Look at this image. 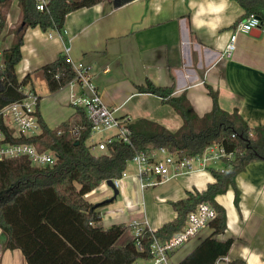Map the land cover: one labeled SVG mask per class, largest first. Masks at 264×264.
Returning <instances> with one entry per match:
<instances>
[{
  "label": "crops",
  "instance_id": "obj_1",
  "mask_svg": "<svg viewBox=\"0 0 264 264\" xmlns=\"http://www.w3.org/2000/svg\"><path fill=\"white\" fill-rule=\"evenodd\" d=\"M202 3L207 7L206 0H132L122 5L117 0H103L69 14L62 32L29 28L17 75L20 80L31 75L28 89L37 93L39 84L48 87L42 68L67 56L72 63L86 66L104 103L118 109V117L130 122L145 119L172 132L182 127V117L169 103L157 95L138 91V87L152 82L158 87H173V97L185 94L200 117L212 111L213 99L208 90L211 87L218 93L223 110L238 112L252 129L264 127V30L258 36L256 31L239 33L236 50L231 57H224V49L246 20V13L238 2L226 0L223 11L197 16ZM3 10L6 20L0 49L5 51L14 43L15 30L21 23L19 1L14 0ZM201 20H213L217 27H198ZM76 87L82 86L74 83L65 87L69 89L66 97L69 104L72 95H81L82 90L76 92ZM221 161L205 165L194 162L189 173L143 191V212L134 202V195L128 201L136 209L130 210L125 205L121 213L115 211V204L105 201L106 206L100 209L102 225L129 226L118 242L124 244L120 245L134 240L135 221L148 222L150 229L157 232L177 219L173 202L186 199L189 193L204 192L216 182L210 169H224L223 161L218 164ZM236 181L241 192L239 206L232 188L215 199L227 212V230L219 239L235 240L229 254L218 264H237L234 262L238 260L264 264V160L250 162ZM103 185L97 190H104ZM116 213L120 215L105 224L107 215ZM208 233L204 231L176 251L172 262L185 258L198 239ZM1 254L2 264H27L19 250H1ZM147 261L151 264V260Z\"/></svg>",
  "mask_w": 264,
  "mask_h": 264
},
{
  "label": "trees",
  "instance_id": "obj_2",
  "mask_svg": "<svg viewBox=\"0 0 264 264\" xmlns=\"http://www.w3.org/2000/svg\"><path fill=\"white\" fill-rule=\"evenodd\" d=\"M13 1L0 0V35L6 20L3 8ZM18 1L21 23L15 30L14 43L4 51L0 66V110L22 101L24 90L32 83L31 75L20 80L16 71L22 60L26 30L40 27L45 32H62L69 14L103 2L49 0L45 11H38V0ZM129 1L132 0H117V4ZM233 1L240 4L247 18L250 15L260 18L264 30V0ZM41 71L52 94L61 91L76 77L67 56L44 66ZM137 89L140 93L161 97L183 120L176 132L145 119L130 122L137 151L151 153L165 148L179 160H189L217 145L234 154L229 163L224 161L223 170L210 169L216 182L209 184L207 190L189 193L186 199L173 202L177 219L155 233L161 241L170 240L182 230L192 211L201 203H208L217 212L209 225V233L198 239L194 250L185 258L172 264H218L229 254L235 240L219 239L227 230V212L215 199L232 188L239 206L241 192L236 179L250 162L264 160V127L252 129L238 112L223 110L218 93L211 87L208 90L213 108L203 117L196 113L185 94L173 97V87H158L148 82ZM38 115L40 135L9 137V140L34 143L41 150H52L60 160L54 167H36L27 158L0 162V249L21 251L27 264H136L143 259L151 260L153 237L150 232L140 237V248L134 240L118 245L127 228L122 224L105 228L100 209L106 202L97 205L86 199L105 182L122 177L134 156L133 149L114 142L105 153L93 154L88 145L92 123L84 108L75 107L72 117L54 129L43 120L40 107ZM234 263L246 264L242 260Z\"/></svg>",
  "mask_w": 264,
  "mask_h": 264
},
{
  "label": "built area",
  "instance_id": "obj_3",
  "mask_svg": "<svg viewBox=\"0 0 264 264\" xmlns=\"http://www.w3.org/2000/svg\"><path fill=\"white\" fill-rule=\"evenodd\" d=\"M49 1L38 0L37 10L45 11ZM258 29H262V22L256 15H250L242 22L235 32L231 35L230 41L226 45L223 56L231 57L236 50L237 36L239 33L250 34ZM67 53L69 50L67 49ZM4 50L0 49V66ZM70 61V59H69ZM71 62V61H70ZM76 77L70 84L78 83L82 86L80 96L72 95L71 105L84 108L87 118L92 123V134H105L98 141H92L89 147L92 152L95 150L105 153L109 145L114 142H120L128 145L134 151L131 162L137 171V177L140 180L143 191L154 188L160 183L187 174L193 168L194 162H201L205 165L207 162L225 161L229 163L233 153H228L225 148L217 145L210 146L207 151L198 157L189 160H179L178 156L170 153L165 148H160L151 153L139 152L135 149L133 142V131L130 128V120L119 118L118 109L109 107L104 103L102 97L90 80L88 69L84 64L72 63ZM73 88V87H71ZM25 98L22 101L12 103L0 110V162L9 159L27 158L32 165L36 167H54L58 164L60 158L52 150H41L34 143L12 142L9 137L29 138L40 135L41 125L38 115L41 98L32 89L24 90ZM223 170V169H222ZM124 178H128L126 171L122 177L113 180L116 188L121 189L120 183ZM107 191L109 186L106 182L103 185ZM126 207L130 210L136 209L131 201H127ZM217 212L208 203H201L195 211H192L186 218L181 232L168 241H161L155 236V231L150 229L148 222L140 224L134 222L135 245L140 248L141 240L145 232H150L153 237L151 244V264H172L171 256L188 244L191 240L208 230L211 222L216 218ZM2 254L0 253V260ZM228 262V259H226Z\"/></svg>",
  "mask_w": 264,
  "mask_h": 264
},
{
  "label": "rangeland",
  "instance_id": "obj_4",
  "mask_svg": "<svg viewBox=\"0 0 264 264\" xmlns=\"http://www.w3.org/2000/svg\"><path fill=\"white\" fill-rule=\"evenodd\" d=\"M20 25V24H19ZM82 87H76V92L79 90L81 91ZM36 91L38 95L41 97L40 102V112L42 115L43 120L48 124L51 128H56L57 126L61 125L64 122H67L71 115L75 112V106L69 104L66 100L67 94L69 92L68 88H64V91H60L58 93L52 94L48 87H45L44 84H39L38 87H36ZM75 92V89H73ZM102 136H105V134L99 135L94 134L88 141V145L92 143V141H98ZM93 154L98 155L101 154L99 151L95 150ZM218 164L222 165L223 162H219ZM197 166V164H195ZM126 173L128 174V178H124L122 182L120 183V195L116 201H114L111 204H115L116 212H122V208L125 209V205L127 204V201L129 200V197H135V203L138 207L141 208V211L143 212L144 209V203H143V190L141 188L140 180L136 176L137 171L135 169V166L129 162ZM181 178H177L179 180ZM134 184V187H133ZM113 196V191L111 189H108L107 191L97 190L95 191L91 196L86 197L90 202L93 204H101L105 201H108ZM97 200L100 202H97ZM125 202V203H124ZM119 208V209H118ZM137 211V210H136ZM120 213L107 215L105 219V224H110L108 222L110 218L115 219L117 216L120 215ZM111 226V225H110ZM129 228V226H127ZM127 228V229H128ZM124 244V241L121 243H118V245ZM123 246V245H120ZM1 253V249H0ZM3 255L1 256L0 264H2ZM15 261V259H14ZM14 263V262H13ZM140 264H148L147 260H140Z\"/></svg>",
  "mask_w": 264,
  "mask_h": 264
},
{
  "label": "clouds",
  "instance_id": "obj_5",
  "mask_svg": "<svg viewBox=\"0 0 264 264\" xmlns=\"http://www.w3.org/2000/svg\"><path fill=\"white\" fill-rule=\"evenodd\" d=\"M207 7H205V4H201L199 7V11L196 13L197 16H203L205 14L209 13H216L223 11L226 7V0H220V3L217 4L216 0H206ZM207 26L210 29H214L217 27V24L213 20H201L199 22L198 27H204Z\"/></svg>",
  "mask_w": 264,
  "mask_h": 264
},
{
  "label": "water",
  "instance_id": "obj_6",
  "mask_svg": "<svg viewBox=\"0 0 264 264\" xmlns=\"http://www.w3.org/2000/svg\"><path fill=\"white\" fill-rule=\"evenodd\" d=\"M257 35H260L261 33V29L256 30ZM106 184L109 186V188L113 191V197L111 199H109L107 202L108 203H113L114 201H116L118 199V196L120 195V190L118 188H116L115 184L113 183V181H107ZM99 205V204H98ZM1 228H0V233H1Z\"/></svg>",
  "mask_w": 264,
  "mask_h": 264
}]
</instances>
